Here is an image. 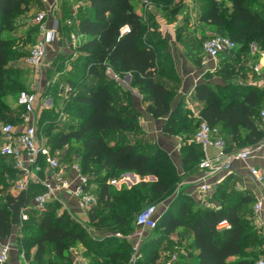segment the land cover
Segmentation results:
<instances>
[{
    "label": "trees",
    "instance_id": "1",
    "mask_svg": "<svg viewBox=\"0 0 264 264\" xmlns=\"http://www.w3.org/2000/svg\"><path fill=\"white\" fill-rule=\"evenodd\" d=\"M61 1L62 4L70 5L87 4L86 15L63 17L61 21V30L74 29V34L85 37L81 44L69 46L77 59L71 62L59 78V84L69 89L67 95L70 99L63 101V110L67 115H75L80 125H69L59 132V112L54 116L42 112L39 125L43 127L53 153L66 146L75 151H83L78 161L82 173L89 178L88 192L96 197L97 203H101L104 209L100 215L97 204L89 211L88 226L98 230L117 227L125 231L141 208L144 195L149 192L153 196L174 192L182 180L168 152L157 145L155 139H143L146 133L135 101L129 95L130 91L117 89L115 80L106 79L104 74L107 69L119 75L131 74L133 87H139L148 94L146 100H150L151 104L147 111L155 119L167 117L165 132L178 134L185 131L188 134L181 148V161L187 174L194 172L204 157L201 146L193 141L202 120L220 130L227 153L246 149L248 145L260 140L262 133L258 120H261L260 113L264 109V86L233 79L235 71H239L242 49L236 48L220 56L218 71L223 67L231 72L226 74L223 84L215 87H211L207 81L198 84L195 97L204 106L197 118L180 121L182 110L180 107L173 109L171 105L175 90L163 82L169 80L178 83L174 62L169 64L167 61L172 58L167 51L166 41L157 40L154 33L149 35L147 24L137 12V4L145 0ZM226 1L230 7L222 8L216 0H210L202 20L218 27L215 35L227 36L236 43L254 42L257 46L256 53L252 54L255 65L261 57L260 52L264 51V13L252 7L251 0ZM24 5L25 0H0V114L8 112L4 98L14 90L7 85L10 82L8 63L11 40L2 34L10 28V21ZM178 12L179 9L175 10L167 22L175 23ZM125 27L128 30L123 33ZM150 29L154 32L156 26ZM28 54L29 51L25 56ZM209 78L210 74L205 76V79ZM245 79L242 77L240 80ZM16 84L19 89L23 88L21 83ZM23 91L35 93L28 89ZM73 101L76 105H72ZM227 136H232L237 143L236 148L228 146ZM90 164L95 165L97 173L110 172L109 177L113 180L122 173L131 172L141 178L154 176L156 181L151 189H148L150 185L141 181L137 188L122 185L121 193L112 194L108 181H97L89 176ZM3 175H9L14 189L17 170L11 158L0 154V179ZM14 192L7 194L5 204L0 206V239H8L13 229L18 228L16 244L25 261L30 254L23 252V233L31 230L38 232L31 244L36 246V264H46L45 255L50 247L55 256L54 264L69 263L70 258L65 260V253L77 242L84 244L91 254L108 256L107 264L129 263L133 248L128 242L114 237L94 239L68 211H61L57 201L50 202L43 210L28 211L29 219L21 222L22 211L37 195L44 193L45 188L33 185L26 191L14 189ZM212 201L217 206L205 207L183 190L175 209L165 212L156 228L160 226L168 234L179 228L186 229L196 249V264H254L263 257L258 256L264 246L260 241L263 236L254 225V197L218 185L208 199V204ZM34 214L38 215L37 220L32 217ZM223 222L228 225L220 228ZM166 241L163 239L156 242L149 238L140 250L145 261L139 258L136 264H157L161 257L159 246ZM98 257L91 261L99 264ZM189 257L192 255L189 254Z\"/></svg>",
    "mask_w": 264,
    "mask_h": 264
},
{
    "label": "rangeland",
    "instance_id": "2",
    "mask_svg": "<svg viewBox=\"0 0 264 264\" xmlns=\"http://www.w3.org/2000/svg\"><path fill=\"white\" fill-rule=\"evenodd\" d=\"M53 1V0H51ZM55 1V0H54ZM51 2L49 8L51 9L49 12L48 23L52 22L56 17H79L81 15H86L85 10L87 9V4L80 3L79 5L73 4H57ZM221 6L223 7H230V4L226 0H216ZM250 3L252 7L258 9L261 13H264V0H251ZM138 3V2H137ZM210 0H145L137 4V12L141 14L145 23L148 27L149 35L151 33L155 34V38L157 40L162 41L164 39L166 41L167 49H170V46L173 45V48H177L178 44L181 43L185 46L184 52L186 50H190V56L192 55L194 59H199V55L203 57L204 50L203 44L209 38L214 36L218 33V27L202 20V16L204 11L210 5ZM59 6V7H57ZM179 6V12L177 14V21L173 24L167 22L168 17H171V14L178 10L176 7ZM46 9V5L42 0H25V5L23 6L22 10L15 14V16L10 21V28L6 29L2 36L11 40V44L9 46L10 49V61L8 63V71H9V79L10 82H7L8 86L13 87L12 94L7 95L4 98L5 103L8 107V112H3L0 114V147L2 144L1 139V127L6 122H14L15 125L20 124V119H22L23 115H28L29 112L23 108H21L18 104V96L24 90L28 89L36 93V100L33 105L34 111V120H38L40 123V117L42 112L46 113V115H53L57 112H61L63 101L68 100L64 98L65 91L63 85L59 84V78L62 75V72L65 69L70 67L72 61L77 59V56L73 53V49L69 47L72 45V38L69 33L74 32V29H63L61 30V40L60 46L51 49L49 54V60L47 59V69L45 73L40 76L36 77L33 70L28 66L26 62V52L30 51V48L34 45L38 38L39 32V25L36 22V17L39 13ZM62 21V19H61ZM156 26V30L153 32L150 27ZM38 30V31H37ZM37 31V32H36ZM72 32V34H74ZM71 34V35H72ZM175 38H177V43L175 42ZM191 40V41H190ZM189 42H191L189 44ZM254 42H237V49H242V57H241V64L239 65V71H235V75H233V79L237 82L242 83H253L259 87L264 86V79L260 78V74L254 72L252 70L253 65V53L257 51L254 48ZM73 46V45H72ZM175 46V47H174ZM192 46L190 49L189 47ZM74 47V46H73ZM203 59V58H201ZM51 60V61H50ZM169 64L174 62L169 58L167 59ZM172 61V62H171ZM175 67V66H174ZM262 69V68H261ZM230 70H225L223 67L217 71L215 74H210V76L223 79L226 77L227 73H230ZM109 72L105 73L106 79L115 80L108 74ZM117 77H119L123 82L124 85L129 83L133 87V79H129V82L125 80V75H119L117 73ZM242 77H246L245 80H240ZM117 83L115 87L117 89L123 90L124 87L120 84L118 80H115ZM16 83H21L23 88L19 89ZM177 85V84H174ZM176 87V86H174ZM133 89L139 92L145 99H148V94L145 91L140 90L139 87H133ZM178 89V88H177ZM173 93V100L175 101L177 94L176 89ZM131 93V91H130ZM130 97L134 99V97H138L137 94H129ZM59 98V100H58ZM70 99V98H69ZM126 100V99H124ZM172 100V101H173ZM54 102L49 108L50 102ZM173 101V102H174ZM123 101L121 102V104ZM72 105H76L73 101ZM50 109V110H49ZM186 111L192 112V110H182V120L188 119V115ZM181 123V122H180ZM75 124L76 126L80 125V120L75 117V115H67L59 121L57 125L59 132L62 131L64 128L68 127L69 125ZM197 129V126H196ZM151 138V137H150ZM143 139H149V135L146 134V137ZM159 145V144H157ZM60 151V157L63 159V167L69 170L74 162V159H79L83 154V151L80 150H73L68 148L67 146ZM90 173L89 176L94 178L97 181L103 182H110L113 178H110V172L102 171L100 173L96 172L95 165L90 164ZM177 172V170H176ZM178 173V172H177ZM105 180V181H104ZM117 180V179H116ZM118 181V180H117ZM128 181L130 187L132 188L135 186L136 188L139 186L141 181H145L151 189V185L156 181L154 176H146L144 178L139 177V180L135 176L128 177ZM136 181H138L136 183ZM11 179L9 175H3L0 179V206L5 204V196L9 193H15L13 187L11 186ZM182 180L177 185V190L174 192H170L167 194L162 195H152V192L149 194L144 195V201H142L141 208L136 212L133 219H131V223L127 226V230L121 231V229H117V227L105 230L110 235L116 234L119 232L121 236L129 234L130 231L136 229V217L138 214L148 205H155L157 207L158 216L161 218L162 215L172 209H175V204L178 202L179 194H181L182 189L181 185ZM136 183V184H135ZM118 184V182L116 183ZM116 184L109 183L111 188L112 194L121 193V187L118 188ZM180 189V191H179ZM182 189V190H181ZM137 193L139 192L138 189H134ZM140 193V192H139ZM98 204V203H97ZM96 204V205H97ZM98 208L100 209V215L104 213V209L101 203L98 204ZM35 220H37L38 215H33ZM82 221V219H81ZM28 224V223H27ZM88 224V223H87ZM85 228V227H84ZM86 229V228H85ZM15 238L18 233V229H15ZM150 239L153 241H160V240H167L163 242L159 246V251L162 252V262L161 264H166V262L172 258L174 255L177 256V261L175 264H196L195 255L196 249L192 246V238L189 235V232L184 228H179L176 232L172 234L166 233L160 226H158L155 230L151 231ZM37 231L25 230L23 233L24 236V247L23 252H28L30 254L29 258L27 259V264H36L34 260V254L36 251V246H32V238L37 235ZM260 237V234H258ZM122 238V237H121ZM122 240V239H121ZM260 241L264 246V238ZM78 243V242H77ZM77 243L73 246L75 247ZM160 245V244H159ZM71 247V248H73ZM153 249V248H152ZM192 253V254H191ZM189 254L192 257H189ZM71 256V249L65 253V260H68ZM258 256L264 257V250L260 252ZM257 256V257H258ZM46 264H54L55 256L52 254V248H48L47 253L45 255ZM65 263V262H64ZM68 264V262L66 263Z\"/></svg>",
    "mask_w": 264,
    "mask_h": 264
},
{
    "label": "built area",
    "instance_id": "3",
    "mask_svg": "<svg viewBox=\"0 0 264 264\" xmlns=\"http://www.w3.org/2000/svg\"><path fill=\"white\" fill-rule=\"evenodd\" d=\"M42 1L45 3L46 9L36 17V22L39 25L38 38L26 57L28 66L33 70L37 78L45 73L47 66L49 67L47 59L49 60L51 49L56 48V43L59 41L62 19L59 16L48 23L49 12L51 10L49 8L50 0ZM57 4H59V0H56L55 5ZM68 24L71 23L68 22ZM127 30L128 27H125L122 32L124 33ZM71 38L72 45L75 46L76 35L72 34ZM236 48L237 43L223 35H214L203 44L206 61L219 62V58L223 53L232 52ZM260 56L264 59V51L260 52ZM259 67L258 64L254 65V72L260 73ZM68 90V88L64 87V98H67ZM35 100L36 93L31 94L27 91H22L18 96V104L25 107L29 114L22 116V122L18 124L19 127L12 123H5L1 127L2 144L0 154L11 158L14 163V169L17 170V178L13 182L14 189L19 192L26 191L33 185H41L45 188V192L37 195L26 209L22 211L21 222L29 219L28 211L43 210L52 201H57L61 205L62 210H66L72 215L62 198L63 193L69 191L72 185H74L72 190L73 197L77 200L79 207L89 214V211L97 204L96 197L90 194L87 189L89 178L82 173L77 158L74 159L70 168L76 173V177L70 180L66 176V168L63 167V160L59 156L60 151H55L54 153L51 151L48 139L43 132V127H40L38 120H34L33 105ZM49 102L50 108L53 102ZM64 116L65 112L62 108L57 118V123ZM260 116L264 122V109L261 111ZM193 141L201 146L204 153V157L199 164L204 174L200 178L198 185L199 192L203 195V198L198 199V201L202 205H208V198L214 190L213 185L208 182V178L216 173L230 170L233 160L247 161L253 151L246 148L237 152L227 153L225 151L226 143L220 130L210 126L205 120L200 122ZM262 145H264V141ZM212 149L216 150L215 156L209 154V151ZM250 171L256 182L264 186V171L254 166L250 167ZM117 182V180L111 181L112 184H116ZM262 209L263 201L259 200L254 205V214L259 215ZM74 219L80 222L88 233L93 236L89 232L90 230L86 223L76 218ZM159 219L160 217L155 205L145 207L136 218V225L141 230L139 233L140 237H142L146 229H155ZM227 225L226 222H223L219 227ZM10 253L11 245L9 243H2L0 239V264L8 262ZM176 261L177 256L174 255L166 264H175ZM254 264H264V257L257 259Z\"/></svg>",
    "mask_w": 264,
    "mask_h": 264
},
{
    "label": "crops",
    "instance_id": "4",
    "mask_svg": "<svg viewBox=\"0 0 264 264\" xmlns=\"http://www.w3.org/2000/svg\"><path fill=\"white\" fill-rule=\"evenodd\" d=\"M54 1V0H53ZM50 0V3L53 2ZM56 3V0L54 1ZM62 4V1L59 0V6ZM58 6V7H59ZM77 37L76 45L81 44L85 37L82 35L74 34ZM60 40H61V32L59 35V41L56 43V47L60 46ZM191 41V40H190ZM175 42L177 43V38H175ZM191 42H189L190 44ZM192 44V43H191ZM71 45V44H70ZM69 45V46H70ZM177 48H173V45L170 46V49H167L169 54L171 55V58L174 59V66L178 78V83H175L177 85H174L173 82L169 80H163L164 84L168 87H172L176 89V99L175 101L171 102L172 108H179L181 110H192V112L186 111V114L188 115V118H197L199 115V111L203 108L204 104L200 101H198L195 97V88L198 84L202 83L203 81H207L211 87H215L218 84H223L221 79H218L216 77H211L209 79H205V76L208 74H215L219 69V62L215 61H206L205 54L203 57L199 55V59H194V57L190 56V50H185V46H183L181 43L178 44ZM256 44L254 45V48L256 49ZM190 49L192 46L189 47ZM51 52V51H50ZM255 53V52H254ZM203 58V59H201ZM260 67V78L264 79V59L260 57V59L256 62ZM255 64V65H256ZM254 65V64H253ZM262 68V69H261ZM253 70V67H252ZM254 71V70H253ZM108 74L111 75L112 78L115 80H118L120 84L124 87V89L131 91L132 94H137V98L134 97L135 106L138 109V112L141 116V124L144 128V131L146 134L149 135V137L155 139L157 143L168 152L170 155L173 164L175 165V168L178 172V174L181 176L182 182L181 187L184 189V192L191 196L193 199L198 201V199L203 198V195L199 192L198 185L199 180L204 174V171L198 167L194 172L192 173H185L182 161H181V148L185 145V139L188 134H186L185 131L178 132V134H168L164 131L165 124L167 122V117H163L160 119H155L153 116L147 111V107L151 104L150 100H146L139 92L135 91L129 83L124 85V82L117 77V74L114 73L111 69H107ZM125 80L129 82V79L131 80V74L126 73ZM176 86V87H174ZM178 88V89H177ZM258 126L262 133L261 138L258 142L248 145L246 148L251 149L252 155L250 158L243 162L240 160H233L231 162V168L228 171H222L219 173H216L214 175H211L208 178V182L213 185L214 190L212 194L209 196L208 199H210L218 185L228 187L229 189H236L240 192H246L250 194L255 199V203L259 200L263 201V209L260 212L259 215H255V221L254 225L256 228H258L264 238V186L260 185L256 182L254 176L251 174L250 167L254 166L260 170L264 171V145H262V142L264 141V122L262 120H258ZM19 127L18 125H16ZM184 126V125H183ZM182 126V128H183ZM186 130V129H184ZM188 131H190V128L188 127ZM228 146L231 148H236L237 143L232 139V136L226 137ZM190 143V142H189ZM209 154L211 156L216 155V150L212 149L209 151ZM63 160V159H62ZM63 162V161H62ZM66 176L71 180L76 177V173L72 171L71 169L65 170ZM135 176L137 180H139V176L131 173V172H125L122 173L118 180V188L122 187V185H127L130 187L128 177ZM138 181H136L137 183ZM111 183L108 182V184ZM135 183V184H136ZM74 188V185L71 186V189L69 191H65L62 195L63 200L66 202L68 208L70 209L71 216L73 218H76L78 220H81L84 223H88V214L79 207V204L77 200L72 195V190ZM205 198V196H204ZM205 207H215L217 206V203L215 201L210 202L208 205H204ZM62 211V209H61ZM88 225V224H87ZM15 229H13V233L11 237L8 239H1L2 243H9L11 245V253L9 260L6 264H27V260L25 261V257L22 253H20V250L16 244V238H15ZM89 232L93 235L92 237L94 239L103 240L105 238L114 237L117 239H122L128 242L131 247L133 248V254L131 255V258L129 260L128 264H136V261L141 258L143 260V255L140 254V250L145 242L150 238V234L152 233L150 229H146L142 237H140V228L137 227L136 229L130 231L129 234L121 236L119 232L116 234L110 235L105 230H98L93 229L92 227L88 226ZM122 237V238H121ZM160 259L157 261V264H161L162 262V252L160 251ZM98 256L91 254L87 251V248L82 244L81 242H78L77 245L73 248H71V256L68 264H97L95 262H92V258H97ZM99 264L105 263L107 264L109 262L108 256L106 257H98ZM145 261V260H143ZM197 262V260H196Z\"/></svg>",
    "mask_w": 264,
    "mask_h": 264
}]
</instances>
